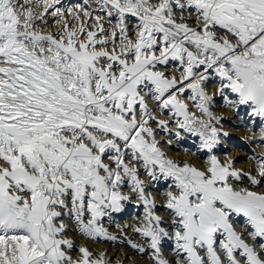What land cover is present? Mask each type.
<instances>
[{"label":"snow or ice","instance_id":"6c2138e0","mask_svg":"<svg viewBox=\"0 0 264 264\" xmlns=\"http://www.w3.org/2000/svg\"><path fill=\"white\" fill-rule=\"evenodd\" d=\"M57 2L0 0V264H112L76 248L70 225L114 243L100 221L133 200L142 222L125 228L147 248L121 236L149 264H264V153L250 171L222 163L212 153L229 134L211 110L219 95L264 122V0H96V12L66 13ZM172 61L179 76L161 70ZM170 121L177 139L200 138L205 167L161 150L156 129ZM142 174L172 181L167 218Z\"/></svg>","mask_w":264,"mask_h":264},{"label":"bare ground","instance_id":"6f19581e","mask_svg":"<svg viewBox=\"0 0 264 264\" xmlns=\"http://www.w3.org/2000/svg\"><path fill=\"white\" fill-rule=\"evenodd\" d=\"M78 4L82 9L96 12V0H58V2L55 3V7L66 13L70 8L75 10ZM55 20V17L49 15L47 17V25H42V27H44L46 31L55 32L59 26L55 23ZM68 20L73 24L76 23L72 21L71 17H68ZM177 67V62L172 61L169 62L166 68L161 66V70L165 71L169 76L173 74L179 76L180 73L177 71ZM218 82L219 78L212 75L208 82V91L210 93L218 86ZM189 94L190 93H185V102L191 106L192 102L186 98ZM228 95L231 97V93H228ZM149 107L154 108V105L150 103ZM191 110L193 112L196 111L194 107ZM211 110L224 118L221 127L223 131L229 134L227 137L221 138L220 144L213 150L212 154L216 155L222 163L233 160L236 169L244 171L253 170L255 162L250 159V157L264 153V147L259 146L260 130L261 127L264 126V122L258 117H251L249 115L251 110L247 107H241L238 112L225 108L219 95L214 98V105ZM154 115H159V119L161 120H169L167 110H165L164 113H160L158 109H154ZM153 126L155 127V125ZM156 131V139L160 142L161 150L168 158L180 163L187 162L197 168L206 166L205 161L209 153L206 149L200 147L201 141L198 136H193L181 130V136L177 139L175 137L177 129L171 121L169 122L168 132L161 129H156ZM169 140H171L170 144L168 143ZM141 172L143 173V170H141ZM141 179L145 180L146 191L156 198L157 214L167 218V210L162 207V204L164 202L163 197L169 190L168 185L172 183V181L164 180L163 178L157 181H151L143 174L141 175ZM242 183L245 186L247 185L246 178ZM124 191L128 194L127 188H125ZM143 213V206L133 200L131 203L125 204L122 212L113 213L111 217L102 218L100 221L101 225L107 229L110 234L119 237L114 243L105 240L90 241L86 238H82L75 232L71 225L68 238L74 240L76 248L83 245L88 247L95 254L104 252L106 258L111 260L112 264H117L118 261L122 262V264H149V255L147 253L142 255L133 250L121 236V229H124L129 239L147 248L143 238L125 228L126 225L135 226L141 223ZM237 220L239 221L240 218H237ZM243 230V228H237V231L242 232ZM245 239L248 240L249 238L245 237ZM164 254L168 258L171 257L170 245L166 244Z\"/></svg>","mask_w":264,"mask_h":264}]
</instances>
